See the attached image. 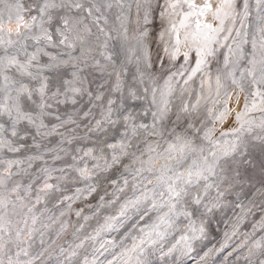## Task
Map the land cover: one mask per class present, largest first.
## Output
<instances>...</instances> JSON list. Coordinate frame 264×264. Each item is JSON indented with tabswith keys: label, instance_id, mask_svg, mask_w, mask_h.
<instances>
[{
	"label": "clouds",
	"instance_id": "9594fccd",
	"mask_svg": "<svg viewBox=\"0 0 264 264\" xmlns=\"http://www.w3.org/2000/svg\"><path fill=\"white\" fill-rule=\"evenodd\" d=\"M189 3L211 9L185 20L193 11ZM220 7L228 14L218 18ZM53 58L68 72L65 87L40 95L48 71L41 65ZM262 77L264 0H0V100L27 85L36 109L31 124L15 111H0V264H67L61 249L69 232L83 241L89 264H125L123 251H111L123 243L103 234L135 220L129 233L136 229L140 236L141 220L164 215L172 223L151 246V258L183 264L219 223L229 197L264 185L260 160L247 158L264 147ZM14 121L26 130L13 135ZM233 142L237 151L221 156ZM217 158L226 163L215 175L187 181L189 170ZM250 164L255 171L247 173ZM46 183L59 187L49 190ZM170 183L179 197L171 196ZM77 188L84 190L78 198L64 199ZM99 192L100 206L86 205L90 216L71 208L84 193ZM257 201L264 205V186L256 188ZM101 208L116 214L104 216ZM193 222L203 231L193 233ZM174 232L182 233L180 240L165 251ZM229 246L239 251L232 264H264V237L234 229L216 251Z\"/></svg>",
	"mask_w": 264,
	"mask_h": 264
},
{
	"label": "snow or ice",
	"instance_id": "6c2138e0",
	"mask_svg": "<svg viewBox=\"0 0 264 264\" xmlns=\"http://www.w3.org/2000/svg\"><path fill=\"white\" fill-rule=\"evenodd\" d=\"M49 6L55 7L56 5L50 4ZM175 5H173L174 7ZM189 8L193 9L192 12L186 13L185 14V20L188 19L190 16L194 15H205L208 10L211 9V5L205 4L202 6H197L195 3H189ZM227 11L225 8L220 7L217 8L214 15H216L218 18L227 15ZM35 19V17H33ZM67 23V21H65ZM26 21L23 18H20V24L23 25L25 24ZM56 23H59V21H56ZM197 26H199L200 21H196ZM183 24V21H182ZM207 27L211 28V25H206ZM55 31V28L53 29ZM41 35H47L46 32H42ZM51 39V37H50ZM9 63H17L16 59L14 57H9L8 58ZM41 67L48 69L47 72L43 74V80L40 81V86H39V93L40 95H43L45 92H47L50 88H59L60 90H63L66 84L65 77L68 75V72L66 70L60 69L58 64L54 62H50L49 60H44L43 64ZM20 70L22 72L28 73V68L24 64H20ZM31 75V73H28ZM75 75V74H74ZM67 83H72L71 81H67ZM261 86L264 87V77H262V82ZM73 92L79 91L78 88H72L71 89ZM16 95L15 96H8L5 97L4 100H0V111H6L11 113L12 111H15L18 114V119L23 120L27 119L28 123H35V121L32 119V113L36 111V109L30 104L29 102V97L32 96V92L29 89L27 85H22L20 88L16 89ZM255 107V105H253ZM241 116L243 114H240ZM5 123H8L5 121ZM17 121L12 122L9 124V127L12 128V134L16 135L18 131L20 130H26L24 125H20L19 128H17ZM237 145L233 142L230 144L225 145L221 152V156L227 157L230 156L233 152L237 151ZM261 151V158H260V171L261 173H264V147L260 148ZM251 154V153H250ZM255 159V158H254ZM11 163V162H10ZM223 163H226V161H221L219 158L216 160L209 162L205 160L203 162L202 166H198L195 170H189L187 173V181L192 182L193 177H195L197 180L203 178L207 180V176L205 173L215 175L216 174V167L217 165H223ZM47 171V170H45ZM255 170L253 169V172ZM181 177L178 175L174 179L179 180ZM3 177H0V182H3ZM60 179H63L61 177ZM46 189L52 190L57 187H59L58 184L56 183H46L44 185ZM211 184H207L204 188L205 193H207L208 189L211 188ZM83 189L77 188L76 189V195L75 197H69L65 196V200H71L73 198H78L79 194L83 192ZM88 191H91V187H89ZM168 191L170 192L172 197H179L181 195V191L177 189L175 183H170L168 185ZM201 201L199 198H196L194 200L195 204H199ZM127 206H122L121 211H120V216L124 215V208ZM171 210H175V204L173 203L171 205ZM180 213H177L179 215ZM192 215L196 214L195 208L193 209ZM87 219V217H85ZM109 219H114V218H109ZM172 220L170 219L169 215H164L160 216L157 221L152 222L150 224L145 225V227L141 230L142 235L139 236L138 240L137 238H134L133 245L130 248H125L122 255H125L128 257V261H125V264H129V261L135 257L136 258V264H151V255H152V245L155 244L156 240L160 238L164 234V229L171 225ZM191 228V231L193 233H196L198 230L203 231V229H197L195 227V224L189 225ZM63 225H61V228L63 229ZM83 227V225H81ZM111 228V225L108 226ZM85 239H88L87 236H85ZM147 245V247H146ZM185 250L190 249L191 245L189 243H185L184 245ZM85 245L83 241L76 242L71 244V246L67 248H62L61 251L62 253L66 256L67 258V264H89V259L86 254H82L81 250H84ZM166 258V257H165ZM30 264V262H29Z\"/></svg>",
	"mask_w": 264,
	"mask_h": 264
},
{
	"label": "rangeland",
	"instance_id": "374dc122",
	"mask_svg": "<svg viewBox=\"0 0 264 264\" xmlns=\"http://www.w3.org/2000/svg\"><path fill=\"white\" fill-rule=\"evenodd\" d=\"M10 2H14V0H10ZM27 7V5H25ZM24 15L25 20H28V16ZM10 158H15L13 154H9ZM250 162L253 158L255 160H260L261 151L259 149L253 151V155L251 157H247ZM247 173H252L253 168L251 164L246 169ZM259 177V173H256ZM115 179V177H113ZM264 185L257 184L256 188L262 187ZM256 188H252L251 185L248 189L245 190V193L241 195L239 198L237 197H229L227 204L223 208L222 218L220 213L217 214V219H219V223L216 224L211 232L205 236L201 241H197L193 245V251L188 253V255L183 257V264H199L200 258L204 256L205 252H208L209 249H214L213 253L207 258V264H232L234 260H236L239 255V251L234 252L233 246H229L223 250L216 251V249H220V242L225 235V233H230L234 229L242 231L246 234L255 233L257 239L264 237V229L260 228L261 224H264V205L259 204V201L253 203L254 194ZM100 195H103L102 192L93 193L92 195H88L87 193L83 194V199H77L74 203H72L71 208L73 210H84L85 215H91V211H89V207L92 210H95L100 206ZM101 212L104 216L107 215H115V211L106 210L101 208ZM73 221L79 219L75 216V211H71L70 213ZM137 220L139 217L136 218ZM155 218L153 217V220ZM153 220H149L145 218V220H141L139 222L138 228H143L146 224H150ZM83 222V221H81ZM103 220H100L102 223ZM135 223V220L131 222H127L126 226L118 229L117 231H112L103 234L104 237L108 240H112L113 238L116 241H121L124 245V248L116 247L112 249V253H119L124 251L125 248H130L134 242L132 237L135 236L137 239L139 238V231L133 229L131 233H129V229L132 224ZM91 227H96V221L93 220L90 222ZM91 229L89 228V231ZM125 233H129L127 236ZM182 233L174 232L172 236L168 237V243L165 245L164 250L167 251L168 248L175 244L176 241L180 240ZM78 242L75 237L69 232L65 236V240L63 242V247L67 248L70 244ZM177 250L180 249L181 244L176 245ZM83 254L90 255V253H85L84 250H81ZM107 255V254H106ZM179 255V251L173 253V258ZM109 260L112 259L111 255L107 257ZM103 259V258H102ZM75 264V262H74ZM115 264V262H114ZM151 264H169V258H164L163 260L159 258H151Z\"/></svg>",
	"mask_w": 264,
	"mask_h": 264
}]
</instances>
